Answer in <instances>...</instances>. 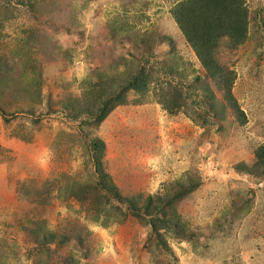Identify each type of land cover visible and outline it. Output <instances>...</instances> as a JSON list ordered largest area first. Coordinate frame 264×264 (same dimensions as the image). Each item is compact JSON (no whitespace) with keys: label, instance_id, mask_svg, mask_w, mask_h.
Instances as JSON below:
<instances>
[{"label":"rangeland","instance_id":"obj_1","mask_svg":"<svg viewBox=\"0 0 264 264\" xmlns=\"http://www.w3.org/2000/svg\"><path fill=\"white\" fill-rule=\"evenodd\" d=\"M188 2L0 0V264H264V0L214 76Z\"/></svg>","mask_w":264,"mask_h":264},{"label":"trees","instance_id":"obj_2","mask_svg":"<svg viewBox=\"0 0 264 264\" xmlns=\"http://www.w3.org/2000/svg\"><path fill=\"white\" fill-rule=\"evenodd\" d=\"M186 5L189 8L188 10ZM188 5L192 6L188 7ZM241 10L240 0H189L187 4L181 6L179 12L176 11L174 14L175 22L184 37L194 48L203 67L211 72L212 76L216 75L218 71L211 56L219 39L225 36L240 38L243 35V21L237 18ZM229 29L234 30L232 34L228 31ZM144 85V78L134 77L119 93L108 99L111 100L109 102L113 103V105H109L108 100L102 103L100 108L93 114L91 121L97 124L101 123L107 114L110 113L115 103L121 100L125 91L138 90ZM101 148L102 143L97 139H93L91 142L93 152L99 153ZM255 155L257 160L264 165V146L258 148ZM99 158V155L93 157L96 164V173L99 177L98 185L101 189L112 192L111 190L113 189L107 185L104 179L106 175L103 174ZM116 197L121 198L118 194H116ZM132 203L133 205L135 204L134 201Z\"/></svg>","mask_w":264,"mask_h":264}]
</instances>
